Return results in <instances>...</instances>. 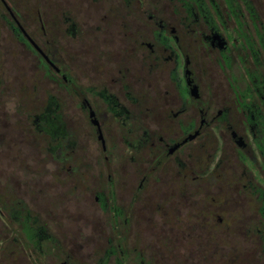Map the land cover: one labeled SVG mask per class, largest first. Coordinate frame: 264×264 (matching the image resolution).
<instances>
[{"label": "flooded vegetation", "instance_id": "1", "mask_svg": "<svg viewBox=\"0 0 264 264\" xmlns=\"http://www.w3.org/2000/svg\"><path fill=\"white\" fill-rule=\"evenodd\" d=\"M0 264H264V0H0Z\"/></svg>", "mask_w": 264, "mask_h": 264}, {"label": "rangeland", "instance_id": "2", "mask_svg": "<svg viewBox=\"0 0 264 264\" xmlns=\"http://www.w3.org/2000/svg\"><path fill=\"white\" fill-rule=\"evenodd\" d=\"M30 151H31V155H33L34 153V151H36L35 149H30ZM34 156H37L36 154H34ZM39 156H41V155H39ZM37 160H39L40 161V159L39 158H37Z\"/></svg>", "mask_w": 264, "mask_h": 264}]
</instances>
